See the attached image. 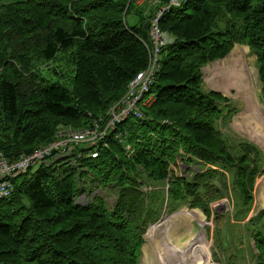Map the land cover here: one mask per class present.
Segmentation results:
<instances>
[{"label": "trees", "instance_id": "1", "mask_svg": "<svg viewBox=\"0 0 264 264\" xmlns=\"http://www.w3.org/2000/svg\"><path fill=\"white\" fill-rule=\"evenodd\" d=\"M151 1L0 0L4 157L48 145L62 129H95V123L105 129L108 109L151 60L152 21L169 0ZM133 8L143 21L129 25ZM158 25L172 42L160 48L141 118L130 114L95 146L76 148L70 160L51 158L11 179V194L0 200V264H139L146 228L163 207L186 204L211 216L208 201L223 198L225 171L247 215L263 153L248 141L232 145L218 129L225 112L218 102L228 98L204 88L201 70L236 44L248 45L264 102V0H182ZM44 69L69 86L48 80ZM93 152L99 157H88ZM180 162L200 165L205 174L179 177L173 167ZM197 178L209 183L205 196ZM214 180L220 186L210 185ZM165 181L166 195L143 189ZM107 186L118 189L112 209L101 195L85 205L76 200ZM255 239L264 254V239Z\"/></svg>", "mask_w": 264, "mask_h": 264}, {"label": "rangeland", "instance_id": "2", "mask_svg": "<svg viewBox=\"0 0 264 264\" xmlns=\"http://www.w3.org/2000/svg\"><path fill=\"white\" fill-rule=\"evenodd\" d=\"M141 14L140 10L133 8L126 16L127 23L129 25L139 24L143 21ZM238 45L226 57L209 62L202 67L203 86L207 90H214L228 98L227 102H218L225 109L223 121L222 119L218 120V129L227 136L232 145L237 141H248L255 144L262 151L264 158V102L261 100L257 58L251 53L248 45ZM234 59L240 62L237 66L239 71L238 69L232 71L233 75L236 73L237 77L241 78L240 87L228 85L232 81L230 77L233 76H230L228 70H224ZM241 64L246 68L242 72L240 71ZM42 75L50 81L69 86L66 77L54 75L50 70H42ZM251 102L256 105L253 110H251ZM251 114L254 116H250ZM31 170L33 172L35 168ZM173 171L177 176L187 180L194 179L195 174H205L202 166H189L181 162L178 167H173ZM224 175L226 191L222 194L223 198L210 201V203L208 201L211 216L199 208H192L186 204L169 205V208L168 206L163 207L160 219L148 224L146 228L139 264H159L158 260H154L149 248V235L153 227H157V244L164 251V254L160 253L165 255L166 259L172 258L174 262L178 260V264H264V254L260 255L255 239L256 234L264 239V172L258 174L255 180L253 201L250 209L245 212V215L248 212L246 216L243 215V209L248 205L244 203L243 199L236 198L237 193L232 187L231 176L226 171ZM197 183V189L203 192L202 196H205L204 186L209 183L202 182L201 178H197ZM213 183H210L213 187L220 186L218 181L214 180ZM143 189L147 193L156 192L158 195H166L167 181L163 183L149 182ZM117 192V188L107 186L99 190L94 189L91 194H88V197L79 193L76 200L79 204L85 205L91 197L101 195L106 206L112 209L117 199ZM156 200V196L151 198V204ZM156 207L157 205H155ZM237 208L242 212H236ZM172 247L174 251L167 254ZM177 247L182 253L184 252L185 257L187 256L186 261L181 252H175ZM200 255L206 259L201 263L194 262L195 258Z\"/></svg>", "mask_w": 264, "mask_h": 264}, {"label": "built area", "instance_id": "3", "mask_svg": "<svg viewBox=\"0 0 264 264\" xmlns=\"http://www.w3.org/2000/svg\"><path fill=\"white\" fill-rule=\"evenodd\" d=\"M159 0H154L157 2ZM182 0H169L162 6L155 19L152 21L151 37L153 46L151 47V60L147 69L140 71L130 82L126 94L113 106L108 109L110 116L104 130L99 131V123H95V129H71L60 130L54 140L40 148L34 149L28 154L19 156L15 160H8L0 153V200L7 198L12 192L11 179L27 172L28 170L54 159H71V156L80 146H95L98 140L103 138L108 129L115 128L116 124L125 121L130 114H135L141 118L142 111L140 101L149 90L153 75L159 66L160 48L172 41V37L159 28L158 21L162 13L172 6H179ZM91 158H98L99 153L93 152Z\"/></svg>", "mask_w": 264, "mask_h": 264}, {"label": "bare ground", "instance_id": "4", "mask_svg": "<svg viewBox=\"0 0 264 264\" xmlns=\"http://www.w3.org/2000/svg\"><path fill=\"white\" fill-rule=\"evenodd\" d=\"M235 58V57H234ZM232 59V58H231ZM239 64H240V62H239V60H237V59H234L233 60V62L232 63H230L229 64V66H227V67H225V69L224 70H228L227 72L230 74V76H233V77H230V78H232V81L231 82H229L228 83V85H233V86H236V87H240L241 86V78H238L237 77V75H236V73L233 75V73H232V71L234 70L235 71V69H238V67L237 66H239ZM227 65V64H226ZM221 67V66H220ZM241 67V68H240ZM240 71L242 72V71H244L246 68H245V66L244 65H240ZM216 69H218V68H216ZM216 71H218V70H216ZM238 71H239V69H238ZM218 73V72H217ZM216 73V74H217ZM239 73V72H238ZM228 78H229V76H227ZM234 77H235V79H234ZM231 83V84H230ZM255 104H254V102H251V110H253V109H255ZM259 109V108H258ZM250 116H254V114H251ZM250 116H249V119H251L250 118ZM248 119V118H247ZM263 187H264V183H263ZM263 198H264V196H263ZM185 220V219H184ZM181 224V223H180ZM187 224V223H186ZM181 226V225H180ZM156 228L157 227H153V229H152V231H151V233H150V235H149V248L151 249V251H150V253L152 254V256H153V258H155L154 260H158L157 262L159 263V264H178L179 263V261L178 260H176V262H174V261H172V258H167L166 259V257H165V255H163L164 253V251H162V249L160 248V245L158 246V244H157V231H156ZM183 228V227H182ZM179 229V228H178ZM181 229V228H180ZM156 236V238H154ZM154 239H155V242H154ZM197 243V242H196ZM152 247V248H151ZM154 248V249H153ZM148 251V250H147ZM172 251H174V249H173V247H172V249H170L169 250V252L167 253V254H170ZM188 251V250H187ZM190 251V250H189ZM160 252H162L163 254H161ZM175 252H181L182 253V251L177 247L176 249H175ZM186 253V252H185ZM183 254V259H185V261H186V257L184 256V252L182 253ZM203 255H200V256H198V257H196L195 258V261L194 262H196V263H201V262H203V260L204 259H206V258H203L202 257ZM172 257V256H171ZM193 262V261H192Z\"/></svg>", "mask_w": 264, "mask_h": 264}, {"label": "crops", "instance_id": "5", "mask_svg": "<svg viewBox=\"0 0 264 264\" xmlns=\"http://www.w3.org/2000/svg\"><path fill=\"white\" fill-rule=\"evenodd\" d=\"M236 45H238V44H236ZM236 45H235V46H236ZM243 45H244V44H243ZM238 46H239V45H238ZM246 46H247V45H246ZM235 48H236V47H235Z\"/></svg>", "mask_w": 264, "mask_h": 264}]
</instances>
